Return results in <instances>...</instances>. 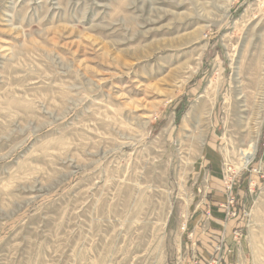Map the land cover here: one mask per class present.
I'll use <instances>...</instances> for the list:
<instances>
[{
    "label": "rangeland",
    "instance_id": "374dc122",
    "mask_svg": "<svg viewBox=\"0 0 264 264\" xmlns=\"http://www.w3.org/2000/svg\"><path fill=\"white\" fill-rule=\"evenodd\" d=\"M208 158L264 264V0H0V264L216 261Z\"/></svg>",
    "mask_w": 264,
    "mask_h": 264
},
{
    "label": "crops",
    "instance_id": "0c3cea01",
    "mask_svg": "<svg viewBox=\"0 0 264 264\" xmlns=\"http://www.w3.org/2000/svg\"><path fill=\"white\" fill-rule=\"evenodd\" d=\"M208 147L210 151V153H207L208 157L213 156L212 153L215 151L214 145L210 143ZM209 161L212 160H209V158L206 160L208 165L207 170L210 172L209 179H206L208 180L205 187L206 192L191 217L190 226H188L185 237H187V241H191L192 239L189 236L195 237L194 241L199 242L200 246L193 243L191 244L192 249H197L199 254L205 256V258H211V255L214 254L216 260H220V264H254L253 240L250 239V237L252 238L251 233H246L248 236H243L240 239L235 238V229L245 227V215L242 214L235 220L227 217V209L230 207L227 203L228 199L226 190L224 189V180L211 172L212 167L209 165ZM206 193H209V195L207 196ZM241 199L242 197L239 196L238 200ZM227 221L231 222L227 225ZM220 240L223 241L221 244L223 245L222 252L217 251V248L220 246L218 245ZM187 250H189L188 247ZM199 263L197 262L196 264ZM210 263L201 262L200 264Z\"/></svg>",
    "mask_w": 264,
    "mask_h": 264
},
{
    "label": "bare ground",
    "instance_id": "6f19581e",
    "mask_svg": "<svg viewBox=\"0 0 264 264\" xmlns=\"http://www.w3.org/2000/svg\"><path fill=\"white\" fill-rule=\"evenodd\" d=\"M201 104H204V106L207 105L204 100L202 101ZM246 132H249L247 134V136L249 134H251V131L249 129L246 130ZM256 142L257 141L255 140V138L253 139V137H252V140H250V143H249V147L247 148V150L243 151V153H242V162H243L244 166H247L254 159L255 149H256Z\"/></svg>",
    "mask_w": 264,
    "mask_h": 264
},
{
    "label": "built area",
    "instance_id": "2783aa9c",
    "mask_svg": "<svg viewBox=\"0 0 264 264\" xmlns=\"http://www.w3.org/2000/svg\"><path fill=\"white\" fill-rule=\"evenodd\" d=\"M227 185H229V184H227ZM227 188H228V190H232V186L230 185V186H227ZM231 203H233V201L231 202ZM237 214H235V213H231V216L232 217H235ZM246 216H247V214H245ZM243 237V235H242V232H239V231H236V234H235V238L236 239H240V238H242ZM217 251L218 252H221L222 251V247L221 246H219L218 248H217ZM219 260H216V261H214V262H211L210 264H220V262H218Z\"/></svg>",
    "mask_w": 264,
    "mask_h": 264
}]
</instances>
